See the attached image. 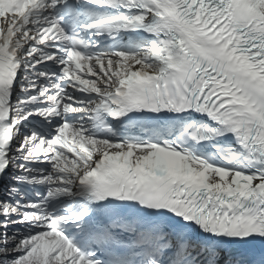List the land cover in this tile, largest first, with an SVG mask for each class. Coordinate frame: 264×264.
Returning a JSON list of instances; mask_svg holds the SVG:
<instances>
[{"label": "snow or ice", "instance_id": "obj_1", "mask_svg": "<svg viewBox=\"0 0 264 264\" xmlns=\"http://www.w3.org/2000/svg\"><path fill=\"white\" fill-rule=\"evenodd\" d=\"M0 183V264H264V0H0Z\"/></svg>", "mask_w": 264, "mask_h": 264}]
</instances>
